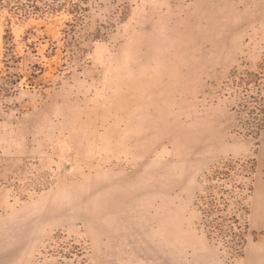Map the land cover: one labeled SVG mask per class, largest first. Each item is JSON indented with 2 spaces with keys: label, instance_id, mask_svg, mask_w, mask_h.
<instances>
[{
  "label": "rangeland",
  "instance_id": "374dc122",
  "mask_svg": "<svg viewBox=\"0 0 264 264\" xmlns=\"http://www.w3.org/2000/svg\"><path fill=\"white\" fill-rule=\"evenodd\" d=\"M264 0H0V264H264Z\"/></svg>",
  "mask_w": 264,
  "mask_h": 264
},
{
  "label": "trees",
  "instance_id": "16d2710c",
  "mask_svg": "<svg viewBox=\"0 0 264 264\" xmlns=\"http://www.w3.org/2000/svg\"><path fill=\"white\" fill-rule=\"evenodd\" d=\"M259 111L264 114V103H263V106L262 107H259Z\"/></svg>",
  "mask_w": 264,
  "mask_h": 264
}]
</instances>
